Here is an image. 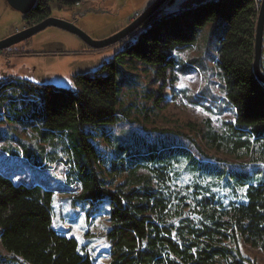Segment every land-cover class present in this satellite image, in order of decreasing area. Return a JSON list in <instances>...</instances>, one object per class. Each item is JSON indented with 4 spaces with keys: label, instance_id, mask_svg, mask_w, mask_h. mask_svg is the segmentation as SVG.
I'll return each mask as SVG.
<instances>
[{
    "label": "rangeland",
    "instance_id": "374dc122",
    "mask_svg": "<svg viewBox=\"0 0 264 264\" xmlns=\"http://www.w3.org/2000/svg\"><path fill=\"white\" fill-rule=\"evenodd\" d=\"M154 1L84 0L79 7L51 3L48 8L51 17L70 22L76 9L88 4L100 7L104 13L76 16V25L90 38L101 40L126 27ZM205 1L173 0L163 6V11L171 14ZM24 28L21 15L0 0V40ZM224 31L225 25L218 19L198 31L193 45L173 51L176 65L172 73L167 72L161 91L163 80L155 75L152 66L121 54L134 41L135 34L93 51L74 35L50 27L33 36L30 47L21 43L9 52H0V95L13 97L17 89L37 90L43 86L74 92L76 76L91 75L114 62L121 98L118 115L111 124L86 129L101 160L95 171L107 182L119 184L126 173L113 174L112 165L126 164L128 158H163L159 163L137 161L136 173L153 188L181 198L182 201L173 200L180 205L181 219L191 217L190 209L201 197L212 196L226 207L231 202L244 201L246 188L263 180L264 157L258 145L251 143L252 151L246 154L243 150L231 151L233 136L227 124L233 122V113L220 91L215 63ZM157 98L159 103L155 104ZM18 105L1 104L0 100V174L16 184L52 191V228L74 238L79 251L95 264H109L105 234L110 227V205L105 199H79L92 171L76 134L58 132L40 140L36 131L25 125L28 115L22 114ZM207 132L224 137L220 150L205 143ZM162 168L168 182L156 177ZM235 180L245 186L238 187ZM178 222L179 217L173 219L174 224ZM238 247L240 255L250 262L245 264H264L263 252L241 241ZM0 264L21 263L11 261L0 245Z\"/></svg>",
    "mask_w": 264,
    "mask_h": 264
},
{
    "label": "trees",
    "instance_id": "16d2710c",
    "mask_svg": "<svg viewBox=\"0 0 264 264\" xmlns=\"http://www.w3.org/2000/svg\"><path fill=\"white\" fill-rule=\"evenodd\" d=\"M79 1L37 0L21 18L23 22L36 24L50 17L49 4L74 8ZM172 2L169 0L166 4ZM257 9L256 0H207L171 14L165 13L162 7L121 54L152 66L155 75L163 80L162 91L167 72L172 73L176 65L172 52L193 45L198 31L219 19L225 31L215 63L220 91L233 113V122L227 124L233 136L231 151L243 150L246 154L252 151L251 143H254L264 157V86L252 68ZM24 45L30 47L31 40L24 41ZM116 70L114 62H110L91 75L76 76L74 92L43 86L37 90L17 89L13 97L0 95L1 104H20L22 114L28 115L25 125H30L40 140L58 132L76 134L92 171L89 182L80 190L79 199H105L110 205V227L105 234L109 264L250 263L239 253L240 241L264 253V172L262 181L246 188L244 201L231 202L225 207L212 196L201 197L190 209L191 217L182 219L180 205L173 203L179 198L153 188L146 178L136 173L139 160L159 163L165 159L128 158L126 164L112 165L113 174L126 173L119 184H111L96 173L101 160L89 142L91 134L86 129L111 124L118 115L121 98ZM261 70L264 73L263 58ZM158 103L157 98L155 104ZM204 138L217 151L225 142L215 132H207ZM156 177L160 182L170 180L165 168ZM235 182L238 187L245 186L244 182ZM52 198L53 192L48 189L16 184L0 174L2 249L11 261L21 264H95L79 251L74 238L58 234L52 228ZM176 217H179L177 225L173 223Z\"/></svg>",
    "mask_w": 264,
    "mask_h": 264
},
{
    "label": "water",
    "instance_id": "95a60500",
    "mask_svg": "<svg viewBox=\"0 0 264 264\" xmlns=\"http://www.w3.org/2000/svg\"><path fill=\"white\" fill-rule=\"evenodd\" d=\"M8 6L18 12L21 16L26 15L36 4L37 0H5ZM169 0H155L151 3L139 16L121 30L115 32L109 37L101 40H95L86 35L74 22H68L61 19L48 17L47 19L24 28L5 39L0 40V52L7 50L15 45L23 43L31 39L36 34L47 28H57L74 35L81 40L89 49L99 51L111 47L117 43L124 41L130 36L139 32L142 27L151 20L152 16L162 8ZM87 13H104L100 7L93 5H84L80 9H76L73 17L83 16ZM264 41V0L258 1L257 16L254 30L253 45V73L256 79L264 86V73L261 70L263 56Z\"/></svg>",
    "mask_w": 264,
    "mask_h": 264
},
{
    "label": "flooded vegetation",
    "instance_id": "af4514ba",
    "mask_svg": "<svg viewBox=\"0 0 264 264\" xmlns=\"http://www.w3.org/2000/svg\"><path fill=\"white\" fill-rule=\"evenodd\" d=\"M50 17H51V15H50ZM76 20H77V18L76 17H72L71 16V19H70V22H74L75 24H76ZM25 23V28H27V27H29V26H31V25H34V23H29V22H24ZM24 43V42H23ZM21 44V43H20ZM16 46V45H15ZM14 46V47H15ZM13 47H11V48H9V49H7V50H4V51H1V53H3V52H9V51H11V49H12Z\"/></svg>",
    "mask_w": 264,
    "mask_h": 264
},
{
    "label": "built area",
    "instance_id": "2783aa9c",
    "mask_svg": "<svg viewBox=\"0 0 264 264\" xmlns=\"http://www.w3.org/2000/svg\"><path fill=\"white\" fill-rule=\"evenodd\" d=\"M83 1H84V0H80L79 2H77V3L75 4V7H79L80 4L83 3Z\"/></svg>",
    "mask_w": 264,
    "mask_h": 264
},
{
    "label": "crops",
    "instance_id": "0c3cea01",
    "mask_svg": "<svg viewBox=\"0 0 264 264\" xmlns=\"http://www.w3.org/2000/svg\"><path fill=\"white\" fill-rule=\"evenodd\" d=\"M256 1H258V0H256ZM263 60H264V58H263Z\"/></svg>",
    "mask_w": 264,
    "mask_h": 264
}]
</instances>
